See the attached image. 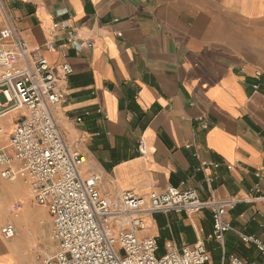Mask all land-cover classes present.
Masks as SVG:
<instances>
[{"label":"crops","instance_id":"crops-1","mask_svg":"<svg viewBox=\"0 0 264 264\" xmlns=\"http://www.w3.org/2000/svg\"><path fill=\"white\" fill-rule=\"evenodd\" d=\"M55 22L93 45L60 49L66 30L52 31ZM6 27L51 63L72 68L53 112L68 145L85 158L82 177L100 175L103 197L115 202L126 190L147 196L169 187L196 188L203 199L235 197L240 202L226 220L264 240L257 199L264 196V0H0V33ZM1 171L0 264L36 262L38 252L17 241L11 212L53 239V224L42 227L49 211L38 216L43 206L29 181ZM144 220L140 236L157 237L158 255L170 244L199 241L222 253L209 239L210 210ZM8 223L18 230L13 239L1 233ZM52 245L42 259L57 251ZM225 252L248 264L264 257L234 233Z\"/></svg>","mask_w":264,"mask_h":264},{"label":"built area","instance_id":"built-area-1","mask_svg":"<svg viewBox=\"0 0 264 264\" xmlns=\"http://www.w3.org/2000/svg\"><path fill=\"white\" fill-rule=\"evenodd\" d=\"M66 30L63 22H55L51 30ZM93 45L82 39L76 29L65 31L58 45L62 50H78ZM55 49L54 42L48 44ZM67 62L53 64L36 49L19 38L12 27L0 33V119L21 111L13 127L9 146L0 148L1 175L8 180L22 177L29 181L34 201L48 209L53 217L52 237L57 251L41 264H211L212 254L202 241L181 249L170 244L164 255L158 256L159 243L155 236L141 237L147 228L144 215L210 210L213 233L223 253L225 264L228 233L242 241L253 243L264 255V240L249 235L226 220L230 210L240 202L235 197L203 199L196 188L181 190L169 187L161 193L147 196L132 190L121 193L115 202L103 197L99 190L100 175H81L85 158L68 145L53 112L65 92L58 86L72 73ZM3 97V99L1 98ZM78 120H81L79 118ZM11 149L12 153H9ZM141 151L145 153L144 145ZM230 168L232 166H229ZM199 169H204L201 167ZM208 181H213L209 176ZM260 192V189H257ZM257 199L264 202V196ZM264 206V203H263ZM19 206H16L17 210ZM6 239L18 234L12 223L1 228ZM119 247V248H118ZM32 262L29 264H37ZM229 264H248L237 256Z\"/></svg>","mask_w":264,"mask_h":264},{"label":"rangeland","instance_id":"rangeland-1","mask_svg":"<svg viewBox=\"0 0 264 264\" xmlns=\"http://www.w3.org/2000/svg\"><path fill=\"white\" fill-rule=\"evenodd\" d=\"M3 99V97H1ZM21 115V111H15L10 113L9 115H6L5 117L0 119V128L3 129V132H0V145L2 143H5L9 140L13 127L15 125L16 119ZM45 209L46 207L43 206V208H41L39 211H37L36 213L38 214V216L45 217ZM12 213V217L13 219H15V221H17V224L19 225V235H18V240L19 243L27 249V251L31 252V251H35L38 253H44V252H49L52 250V247L54 245L57 246V243L55 242V240L51 239H46L44 238V232L42 233V237L40 236L39 233H37L36 231V227H34L33 224H31V221H27L26 219H24L23 217L20 218H16L14 213ZM10 214V212H9ZM35 217H37V215H34ZM47 221H45L42 225L43 228H45V226L49 223L53 222V217L51 215L47 216ZM19 221V222H18ZM28 223H27V222ZM34 230V234L32 235L30 230ZM119 248V247H118ZM33 251V252H34ZM220 252L221 248H220ZM213 258H212V262L211 264H221L222 259H223V253H219V251H216L215 253H212ZM161 256V255H158ZM264 261V257L262 256V259L260 261V264H263ZM225 264H229V256L228 253H226L225 255Z\"/></svg>","mask_w":264,"mask_h":264},{"label":"bare ground","instance_id":"bare-ground-1","mask_svg":"<svg viewBox=\"0 0 264 264\" xmlns=\"http://www.w3.org/2000/svg\"><path fill=\"white\" fill-rule=\"evenodd\" d=\"M0 132H3V129L2 128H0Z\"/></svg>","mask_w":264,"mask_h":264}]
</instances>
